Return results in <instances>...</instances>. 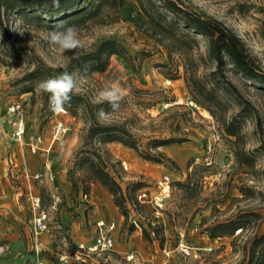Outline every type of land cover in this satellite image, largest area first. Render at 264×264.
Here are the masks:
<instances>
[{"label": "rangeland", "instance_id": "1", "mask_svg": "<svg viewBox=\"0 0 264 264\" xmlns=\"http://www.w3.org/2000/svg\"><path fill=\"white\" fill-rule=\"evenodd\" d=\"M185 1L223 22L264 65V0ZM134 7L130 2L110 19L77 27L82 47L75 53L60 52L49 45L44 37L55 25L43 14L40 16L46 19L23 20L12 16L8 22L10 34L0 32V111L7 118L6 107L20 102L28 121V135L23 144L13 142L9 131L0 133V169L5 166V173L0 174L1 264H37L29 249L28 222L33 217L29 199L32 195H40L48 209L54 202L57 204L51 209L53 223L44 240L41 256L44 264H61L57 258L59 253L71 255L79 244H92L96 223H110L107 219L110 216L122 220L121 224L114 222L119 233L115 249L93 256L88 264H130L127 261L130 252L139 256L144 264H244L242 247L250 233L239 238L234 248V238L212 240L203 231L234 219L239 212L254 211L262 217L257 226L260 234H264V85L248 80L229 64L224 67L225 77H222L217 73V63L209 58L208 42L198 38L199 47L194 56L199 60L203 58L199 75L228 108L222 118L230 121L240 113L247 116L239 103L250 104L251 113L243 117L242 134L245 150L256 154L257 161L249 171L236 163L229 142L232 139L225 135L222 125L193 102L182 78V67L178 69L181 77L177 80L168 77L176 73L178 57L170 61L165 50L135 27ZM105 40L120 43L125 48L126 59L112 56L103 74L86 76L80 70H71L76 59L95 52ZM40 63L52 68V74L67 71L82 75L84 82L73 94L83 96L92 104H96L97 92L107 82H118L125 94L121 111L103 121L96 113L97 120L106 124L125 123L138 140L141 153H162L165 158L161 162L150 161L122 144H103L98 138L88 140L91 122L87 114L82 109L76 117L66 110L53 112L36 87L39 80L29 79ZM58 122L69 127L67 135L54 143L50 153L32 154L30 134H41L49 141ZM168 138L187 141L153 149L152 141ZM36 156H40L39 159L36 160ZM84 158L104 168L129 196L126 216L108 190L93 181L89 162ZM29 160L35 162L32 163L34 171ZM122 161L128 163V170L123 168ZM48 162H52L51 169L57 176L55 182L34 180L36 174L45 173ZM163 175H169L174 185L163 215L157 217L146 204L134 208L130 199L134 198L132 186L141 184V189L154 193L156 181ZM190 178L192 189L178 185L187 184ZM88 184L86 202L84 187ZM98 187L102 193L97 192ZM240 187L253 194L243 195ZM128 191L132 192L131 196ZM157 226L163 227L164 247L160 237L152 233ZM143 229L155 238L152 243L146 242ZM120 245H125L122 252ZM136 245L139 249H135ZM181 245L196 250L198 256L185 257L180 251ZM67 264L77 263L69 261Z\"/></svg>", "mask_w": 264, "mask_h": 264}, {"label": "trees", "instance_id": "2", "mask_svg": "<svg viewBox=\"0 0 264 264\" xmlns=\"http://www.w3.org/2000/svg\"><path fill=\"white\" fill-rule=\"evenodd\" d=\"M130 2L135 4V18H132L135 27L165 50L170 61H173L174 56L178 57V62L175 64L176 73L167 76L171 80H177L181 77L178 69L182 67V78L193 102L216 118L222 125L225 135L232 139L229 142L232 144L236 163L240 167H246L249 171L253 170L256 166L257 156L245 150V138L242 134L244 119L251 113L250 104L239 103L242 112L247 116H242L240 113L230 121L222 118L223 113L228 108L215 92L208 88L207 83L199 75L203 58L199 60L194 56L195 50L199 47L198 38L202 37L208 42L209 58L217 63V73L222 77H225L224 67L229 64L248 80L264 85V65L237 34L223 22L198 7L187 3L185 0H60L58 8L52 6L51 0H0V32L6 36L10 34L8 22L12 16H19L23 20L46 19L41 17V14L50 19L54 25L64 22L68 25L81 27L91 21L110 19ZM125 53V48L117 41L105 40L95 52L76 59L71 70H80L86 76L95 73L103 74L108 70L112 56H118L125 60ZM161 67L167 68V65H161ZM53 71L52 68L40 63L30 74L29 79L40 81L50 76L59 75L57 73L52 74ZM229 85L236 90L231 84ZM43 100L47 105L49 104L48 93H43ZM100 108L109 111L107 103L92 104L83 96L73 93L70 103L65 105V110L74 117L78 115L80 109L87 114L91 122L88 129V140L98 138L103 144H122L150 161L161 162L165 158L162 153L157 155H152L149 152L141 153L138 140L125 123L106 124L99 122L96 113ZM120 111L121 107L118 112L112 115ZM186 141L184 138H168L154 140L151 144L153 149H159ZM84 159L89 162L93 181L101 183L108 190L114 197L116 206L126 216L128 211L125 204L129 200V196L124 193L120 184L104 168L97 167L90 158ZM178 185L190 190L193 182L190 178L187 184L180 183ZM141 187V184L132 186L134 198L130 199L132 206L136 209L137 206L143 205L136 200V193ZM89 190L88 184L84 187V194L88 195ZM132 192L128 191L129 194ZM240 192L243 195L253 194L251 190L244 187H240ZM261 219V215L254 211L239 212L234 219L209 226L203 233L212 240L225 237L234 238V248L235 242L239 238L250 233L242 247V263L264 264V234H260L259 226H257ZM253 223L255 226H251ZM152 233L155 237H160L162 247H164L166 238L163 227H155ZM143 234L146 242L152 243L155 240L147 229H143Z\"/></svg>", "mask_w": 264, "mask_h": 264}, {"label": "built area", "instance_id": "3", "mask_svg": "<svg viewBox=\"0 0 264 264\" xmlns=\"http://www.w3.org/2000/svg\"><path fill=\"white\" fill-rule=\"evenodd\" d=\"M7 118H5L0 111V132L7 133L13 142L20 144L24 143L28 135V121L25 107L20 102H13L6 107ZM69 132V127L63 122H58L52 132L51 140L47 141L41 134H30L29 148L32 154L39 152L50 153L53 145L60 138H63ZM211 150V146L209 147ZM206 164L209 165L208 158L205 159ZM123 168L128 170L129 166L126 161L121 162ZM51 162L45 164V173L36 174L33 176L34 180L55 182ZM24 175L29 179V174L24 170ZM156 190L151 193L148 189H140L136 193V200L141 204L150 205L153 208L154 214L159 217L163 215L167 202L171 199L173 193V180L169 175L161 176L155 184ZM89 195L84 194V200L87 202ZM30 207L33 212V217L28 222L29 230V249L35 256L37 264H44L42 261V254L44 252V245L42 237L49 235L53 223L51 209L56 208V203L50 209L46 208L43 199L40 195H32L29 199ZM118 228L114 222L99 221L96 223V232L94 241L88 245L81 243L78 245L77 251L71 255L59 253L57 258L61 264H67L69 261L77 264H88L93 256L104 255L113 252L116 244V235H118ZM180 251L185 257H197L196 250L181 245ZM127 261L130 264H144L143 261L134 252L127 254ZM1 264V258H0Z\"/></svg>", "mask_w": 264, "mask_h": 264}, {"label": "clouds", "instance_id": "4", "mask_svg": "<svg viewBox=\"0 0 264 264\" xmlns=\"http://www.w3.org/2000/svg\"><path fill=\"white\" fill-rule=\"evenodd\" d=\"M52 6L58 8L60 0H51ZM45 40L49 45L57 48L60 52L75 53L82 47L78 29L75 25H68L60 22L45 35ZM84 82V77L67 71L59 75L50 76L38 81L36 87L42 93L49 94V107L53 112H62L65 105L69 104L72 93ZM124 91L118 82H107L102 89L97 92L94 102L97 104L107 103L109 111L100 108L97 112L99 120L103 121L108 116L119 111L121 102L124 100Z\"/></svg>", "mask_w": 264, "mask_h": 264}, {"label": "crops", "instance_id": "5", "mask_svg": "<svg viewBox=\"0 0 264 264\" xmlns=\"http://www.w3.org/2000/svg\"><path fill=\"white\" fill-rule=\"evenodd\" d=\"M0 133H2V132H0ZM2 134H3V133H2ZM47 154H48V153H47ZM49 156H50V155H48V158H49ZM39 157H40V156H36V157H34V158L37 160V159H39ZM36 160H35V161H36ZM47 160H48V159H47ZM29 163H30L31 170L34 171V168H33V166H32V163H35V162L32 161V160H29ZM51 165H52V162H51ZM15 167H16V166L12 167V169H14ZM9 168H10V167H9ZM4 170H5V166H4V169H3V167L0 169V172H1L0 174L5 173ZM12 171H14V170H12ZM53 173H54V172H53ZM56 177H57V176H56ZM96 190H97V192L102 193V190H100L99 187H98ZM19 214H20V212H19ZM107 219H108L109 221H111V222H115V221H116V222H118L119 224L122 223V222H121L122 220H121L120 218H118V217H115V216H110V218H107ZM89 223H90V222H89ZM81 225H82V224H81ZM47 236H48V235H44V236L42 237V242H43L44 247H45V241H44V240L47 238ZM122 249L125 250V245H124V246H123V245H120V246H119V250H120V252H122ZM135 249H139V246L136 245V246H135ZM42 260H43V259H42ZM44 261H45V260H44ZM47 262H50V261H47ZM51 263H52V262H51ZM52 264H53V263H52Z\"/></svg>", "mask_w": 264, "mask_h": 264}, {"label": "bare ground", "instance_id": "6", "mask_svg": "<svg viewBox=\"0 0 264 264\" xmlns=\"http://www.w3.org/2000/svg\"><path fill=\"white\" fill-rule=\"evenodd\" d=\"M64 112V111H63Z\"/></svg>", "mask_w": 264, "mask_h": 264}]
</instances>
